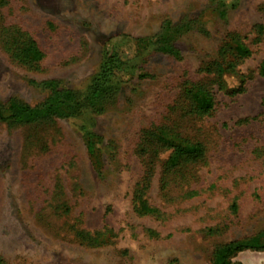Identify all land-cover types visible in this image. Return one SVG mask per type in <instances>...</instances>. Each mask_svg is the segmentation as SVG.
I'll return each instance as SVG.
<instances>
[{
	"label": "rangeland",
	"instance_id": "374dc122",
	"mask_svg": "<svg viewBox=\"0 0 264 264\" xmlns=\"http://www.w3.org/2000/svg\"><path fill=\"white\" fill-rule=\"evenodd\" d=\"M51 83L77 116L0 120L6 264H264V0H0L2 115Z\"/></svg>",
	"mask_w": 264,
	"mask_h": 264
},
{
	"label": "trees",
	"instance_id": "16d2710c",
	"mask_svg": "<svg viewBox=\"0 0 264 264\" xmlns=\"http://www.w3.org/2000/svg\"><path fill=\"white\" fill-rule=\"evenodd\" d=\"M22 50V56L24 57H27L26 55L28 54H34V59L39 60L40 58H42L40 50L39 48H37L35 42H31L30 44L24 46ZM243 54L245 55V57H248L251 55V51L245 47V51L243 52ZM219 82L220 85L224 87L225 94L231 97L242 94L244 92V86H246V81L244 80H238L237 87H229L228 85L224 86L222 81ZM50 87L53 89V95L44 105L33 108L24 104L14 103L9 109L10 115L8 117H4L0 111V120L12 122V124L29 125L49 121L56 118L74 117L81 112L84 103L82 104L81 102L77 101L76 97L72 93L68 91H58L55 83H51ZM103 94L104 91L102 90L101 86H97L96 89L92 92L91 96L88 98V102L90 103V100L93 101L97 98V96ZM199 104L201 110L207 111L212 109L213 107V105L207 101H202ZM87 147L89 152L93 153L94 147L92 142L89 141L87 143ZM201 152L202 150L200 145H192L189 148L181 149V153L183 155H190L195 157L199 156ZM235 245L237 246L236 243ZM231 247L232 245L226 247V249H223L222 251H219L214 264H231L229 260L234 254L244 249L246 250L250 248H257L246 245L245 247L237 246L234 249H232ZM0 264L6 263L0 258Z\"/></svg>",
	"mask_w": 264,
	"mask_h": 264
}]
</instances>
